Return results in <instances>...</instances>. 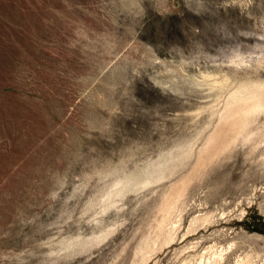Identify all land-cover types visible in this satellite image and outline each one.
<instances>
[{
  "label": "rangeland",
  "instance_id": "374dc122",
  "mask_svg": "<svg viewBox=\"0 0 264 264\" xmlns=\"http://www.w3.org/2000/svg\"><path fill=\"white\" fill-rule=\"evenodd\" d=\"M254 85L264 0H0V264H264Z\"/></svg>",
  "mask_w": 264,
  "mask_h": 264
},
{
  "label": "bare ground",
  "instance_id": "6f19581e",
  "mask_svg": "<svg viewBox=\"0 0 264 264\" xmlns=\"http://www.w3.org/2000/svg\"><path fill=\"white\" fill-rule=\"evenodd\" d=\"M220 82H222L223 84H225V80H220ZM246 90H239V91H234L230 94V96L228 97L227 101H226V105H224L225 107L223 112H221L220 115V120L222 122H224L225 124H229V126L231 127L230 129H233L231 131L236 132L239 125L246 119L248 118V116L250 115V113L255 109H257V107L261 106V100L260 97L262 95V93L264 92V85L260 86V85H254L253 87H251V89L247 90V88H245ZM258 107V108H259ZM246 123V122H245ZM222 125V124H220ZM244 125V124H243ZM241 126L245 127V126ZM220 128V127H219ZM226 128V127H225ZM229 129V128H228ZM243 129V128H242ZM241 129V130H242ZM227 130V129H226ZM238 130V133L240 134ZM216 132V131H215ZM214 132V133H215ZM219 132V131H218ZM233 132V133H234ZM213 133V132H212ZM217 133V132H216ZM227 133V132H225ZM238 134V135H239ZM237 135V134H236ZM210 136V135H209ZM236 137V136H235ZM211 138V137H210ZM214 136L212 137V139H210L209 142H207V146H209V143L214 140ZM219 139V138H218ZM225 139V137H224ZM207 140V139H206ZM209 140V139H208ZM229 141V140H228ZM229 143V142H228ZM228 145V144H227ZM230 145V143H229ZM228 145V146H229ZM225 148V145H224ZM203 149V148H202ZM223 149V147H222ZM226 149V148H225ZM219 150V149H218ZM201 152V151H200ZM215 153V152H214ZM206 154V153H205ZM209 155V154H208ZM215 155V154H214ZM212 156V154H211ZM209 159V158H208ZM200 160V159H199ZM204 162V161H203ZM169 202V201H168ZM171 208V203H167L165 210H169Z\"/></svg>",
  "mask_w": 264,
  "mask_h": 264
}]
</instances>
